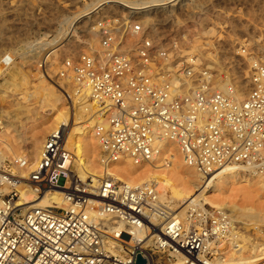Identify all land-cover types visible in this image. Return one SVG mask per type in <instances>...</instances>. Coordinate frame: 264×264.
<instances>
[{"label":"built area","instance_id":"built-area-1","mask_svg":"<svg viewBox=\"0 0 264 264\" xmlns=\"http://www.w3.org/2000/svg\"><path fill=\"white\" fill-rule=\"evenodd\" d=\"M154 20L102 16L90 30L98 48L69 52L54 77L52 53L40 59L42 76L70 87L68 103L97 110L92 135L103 173L97 186L80 180L61 129L46 138L32 170L25 155L0 162V264H135L139 254L155 264L161 256L176 258L171 252L185 264L213 263L212 244L230 232L229 215L202 207L178 217L156 187L131 188L111 169L121 161L139 168L169 162L164 150L175 147L204 180L228 166L264 175V64L253 60L240 78L230 62L224 76L231 81L212 89L209 77L217 72L207 65L194 71L196 57H184L186 24ZM218 48L212 50L222 59ZM24 190L32 200L58 192L73 208L23 204Z\"/></svg>","mask_w":264,"mask_h":264},{"label":"bare ground","instance_id":"bare-ground-1","mask_svg":"<svg viewBox=\"0 0 264 264\" xmlns=\"http://www.w3.org/2000/svg\"><path fill=\"white\" fill-rule=\"evenodd\" d=\"M73 1L75 5L79 2L78 0ZM183 1L184 0H142L139 2L131 0H92L82 11L62 12L51 20L50 28H53V32L55 33V38L53 40L30 41L27 44L28 47L31 48V51L29 50V52L25 54L6 53L0 58V79L4 81L0 84V116L5 118L6 123L3 128L19 127L25 130H32V135L28 138L26 144L28 154L33 160L30 163L31 170L40 158L42 145L44 143L42 140L43 136L49 132L50 128H52L51 133L61 129L65 134L67 146L70 147V149H74L76 154L75 172L80 180L83 182L90 180L93 186H97L101 174L93 164L90 155H93L94 151H96L92 128L98 121L99 116L93 105L85 102L78 104L79 111L74 114L73 118L69 116L68 111H62L63 109H61L63 102L61 94H59L54 87L47 84L43 76L36 78V80L39 81L37 85L32 84L34 80L32 79L29 81L24 77L23 66L15 62V56H22V59H25V64L28 66H38L43 52L48 49V51L52 53L50 60H54L55 62L60 55L68 54L77 49V42L73 43L71 38L74 37L73 32L75 33L78 30L77 26L79 23L85 19L90 18L92 20V18H96L106 8L119 7L132 15L144 16L143 23L149 25L155 23V16L151 17V13L165 10L173 13L178 6L183 8ZM198 2L200 3L199 5H197ZM201 2L202 0H192L191 3L185 4L188 5L186 11L190 9L193 13H196L195 9L200 6V11H198L199 13L197 12V14L201 15L199 17V19H201L202 16L204 17L208 13V10L204 12L207 6H203V2L202 4ZM170 17H173V15L170 14L165 17V20H163L161 24L166 25ZM83 27L84 31L89 35V39H85L87 45L98 48V38L90 31L91 28L87 26V22L84 23ZM215 32V28L212 27L203 34L215 35ZM188 34L181 37V47L184 49L182 50L184 52V57H196L191 65L194 67V71L195 69L199 70L202 66L205 67L207 65V69L217 72L216 77H209L211 79L210 84L212 85V89H225V83L231 81L229 76H224V73L229 71L228 69L225 70V58L218 59L216 56H212L210 51L216 47L210 41L205 42V44L208 45V47L205 48L203 44L199 43L197 40L199 38H189L190 35ZM69 37L70 39H68ZM65 41L67 42L64 44ZM0 42H2L0 43L1 54L3 52L2 44H5V42ZM233 43L235 51L241 50V53L238 52V55H251L247 52L255 47L260 50L264 56V45L259 44L256 40H253L249 44L241 43L238 40ZM10 61L14 62L11 66L8 65ZM240 62L241 60L239 59L232 61V65L229 69L232 70L234 75L239 74L243 69V64ZM6 74H9V78L6 77ZM35 74L37 73H34V75ZM247 89L248 86L246 84L241 86L239 98L243 99L246 96ZM69 91H71V89ZM22 113H26L27 119L25 122L19 119V115ZM50 120L51 123L46 125L47 123L45 122ZM3 143H5V151H0V161L2 158L6 157V155L16 158L19 149H17L8 138L3 140ZM174 150H176V152ZM164 152L170 153L169 155L172 161L163 162L164 167L162 169L160 168L161 165H154L161 162L152 164V168L146 172L145 170L139 171V167H136L130 161H121L115 168L117 173L115 175L131 176V184L129 183L131 188L137 189L144 186H154L158 188L159 185H162L165 191H167L165 195H168L171 203L174 204L177 209H181L178 214L173 213V215L184 217L188 209L193 210L197 207H205V205H218V203L211 198L214 196L215 199H220V195L228 192L229 188L239 183H246L249 187L248 189H241L238 192V194L243 195L247 201L261 197V194L257 195L258 190L264 192V175H260L252 170L228 166L217 172L214 177L208 178L203 182L202 176L194 167L185 165L182 163L183 161L180 162L179 159H177L175 153L178 154V151L175 147L174 149H169V147L168 149L165 148ZM25 156L27 158V155ZM89 192L93 193L92 191ZM165 195H159L157 198L159 201H163ZM215 196L219 197L217 198ZM22 199L23 204H31L32 207L51 206L56 203L57 207L65 210H71L73 208L58 192H50L39 200H32L29 197V192L24 190L22 191ZM253 202H249L250 207L240 210L234 207L232 211H240L243 216L249 219L247 220L248 222L251 220L263 222L264 206L256 208L252 205ZM234 221L236 223H242L243 225L256 224L242 222L240 219ZM236 228H238V226H236L235 229ZM135 234L139 236L140 239L143 238L142 230H137ZM225 242L233 246V253L226 255L227 253L223 252L228 247L225 245ZM212 248L220 257L210 264H264V242H256L254 239H249L247 236L243 237V235L240 236L236 233L227 232L223 242ZM173 256L176 257L177 260L168 264H185L181 255L174 253ZM197 264L202 263L197 261Z\"/></svg>","mask_w":264,"mask_h":264},{"label":"rangeland","instance_id":"rangeland-1","mask_svg":"<svg viewBox=\"0 0 264 264\" xmlns=\"http://www.w3.org/2000/svg\"><path fill=\"white\" fill-rule=\"evenodd\" d=\"M78 1V4L75 5L73 3V0H0V41L5 42V44H2L3 52L0 54V58L6 53L25 54L26 52H29V50L31 51V48H29L27 44L30 41L53 40L55 38V33L53 32V28H50L51 20L62 12L82 11L87 5L91 3L92 0ZM131 1L140 2L142 0ZM191 1L192 0H184L182 2V5H184L183 8H180L178 6L177 8H175V11L173 13H170L168 10L155 12L152 11L154 14L151 13V17L155 16L157 17V20L159 22H162L163 20H165V17L172 14L173 17H170L169 19H173L175 21L178 20L183 22V24H186V27H188L190 31L189 34L187 33L188 35H190L189 38H199L197 40L199 41V43L203 44V47L205 48L208 47V45L205 44V42L208 41L214 44L217 49H219L218 47H220L221 54H218V56L222 59L225 58L226 68H228L232 60H241L240 63L243 64V69L239 74H237V76L240 75V78L246 77L249 64L253 60H260L264 64V56L262 55V52L257 48L254 47L253 49H251V51L247 52L251 55H238V52L241 53V50L235 51L233 47V42H237V40L245 44H249L253 40H256L259 44L264 45V0H202L203 6H207L204 9V12L208 10V13L206 14V16H202L201 19H199L201 15L197 14V12L200 11V6L199 8L195 9L196 13H193V11H191L190 9L186 11L188 5L185 4H189L191 3ZM199 4L200 3L198 2L197 5ZM126 13L129 12L123 11L119 7L106 8L96 18L94 17L92 18V20L90 18L85 19L84 21L79 23V25L77 26L78 30L75 33L73 32L74 37L71 38V41H73V43L77 42V49L74 50L72 53L77 54L83 49L84 45L87 44L85 39H89V35L87 32L84 31L83 26L85 22H87V26L91 28L94 22L102 16L119 14L122 15ZM140 17L142 20H144V16ZM212 27L216 30L215 35L203 34ZM68 39H70V37ZM67 41H65L64 44ZM47 52L48 49L43 52L41 58L44 57ZM210 52L211 54L213 53L212 56H215V54H217L215 50H211ZM68 55L69 54H62L56 59V61L53 63L54 65H52L51 67V77L55 76V74L59 70L63 59ZM15 62L18 63L20 66H23V74L25 78H27L29 81L33 79L34 81H32V84L34 85H37L39 83V81L36 80L37 77L42 76L39 66H28L27 64H25V59H22V56L18 55L15 56ZM13 63L11 65H13ZM34 73L37 74L34 75ZM6 77L9 78V74H6ZM43 77L45 82L50 86L54 87L58 91V93L61 94V96L63 97V102L61 105V109H63L62 111H68L69 116L73 118L74 114L79 111V105H75V107H73L72 103L67 102L66 92L70 93V87L65 86L64 83L56 80L55 78L53 80L50 79V77H48L46 74L45 76L43 75ZM3 82L4 81L0 79V84H2ZM19 119L22 122H25L27 119L26 113L20 114ZM0 122L3 126L6 125L5 118L1 116ZM45 123H47L46 125H49L51 123V120L46 121ZM51 131L52 128H50L49 132L43 136V142H45L46 138L51 134ZM31 135L32 130H25L24 128L21 129L19 127H2V129L0 130V151H5V143H3V140L8 138L10 142L15 145L17 149H19L17 157L27 155L30 162L33 161L30 155L28 154L26 147L27 140ZM94 144L96 147V151H94L93 155H90V157L93 161V164L96 166L102 176V152L96 140ZM71 150L74 152V149ZM175 155H177V159H179L180 162L183 161L179 153H175ZM14 158V156L12 157L6 155V157L2 158L0 162L12 160ZM169 160L172 161L171 158H169ZM182 163L185 164L184 161ZM154 165H161V169L164 167L163 162ZM116 167L117 164H115L111 169V172L113 174H117L115 169ZM151 168L152 165H148L140 167L138 168V170H145L147 172ZM74 170H76V168H74ZM115 176L123 182H126L127 184L131 182V176L129 175ZM205 181L206 180L203 179V182ZM248 188L249 187L246 185V183H239L237 185H234L228 189V192H225L224 194L220 195V199H215L214 196L211 198L213 201L215 200L218 205H205V207L210 210H222L227 215H229L231 222L230 232L236 233L240 236L243 235V237L247 236L249 237V239H254V241L262 243L264 242V221L257 222L255 220H251L248 222L247 220L249 219L243 216L240 211H232L234 210V207L238 208V210L250 207V201H254L252 205L256 208H261V206H264V192L258 190L257 195L261 194L262 196L259 198H253L250 201H247L243 195L238 194L239 190ZM157 191L158 195L161 196H164L166 194L165 192H167L165 191L162 185L158 186ZM215 197L218 198L219 196ZM161 202L166 204L172 210L173 213L178 214L181 211V209H177V207H175L174 204L171 203L168 195H165L163 201ZM190 210L188 209L187 212H189ZM236 219H240L242 222L256 224L243 225L242 223H236L234 221ZM236 226H238V228L235 229ZM221 242H223V240L218 243H215L214 246H218ZM225 245L228 246L223 251L227 253L226 255H229L234 252L232 248L233 246L231 244L225 242ZM171 254L174 255L173 252H171ZM161 257L162 258L155 259V264H168L174 260H177L176 258L172 257L170 258V260H168L167 255ZM219 257L220 256H218L217 254H213L212 256H210L209 261L215 262Z\"/></svg>","mask_w":264,"mask_h":264},{"label":"water","instance_id":"water-1","mask_svg":"<svg viewBox=\"0 0 264 264\" xmlns=\"http://www.w3.org/2000/svg\"><path fill=\"white\" fill-rule=\"evenodd\" d=\"M135 264H147V260L141 254H139L136 258Z\"/></svg>","mask_w":264,"mask_h":264}]
</instances>
